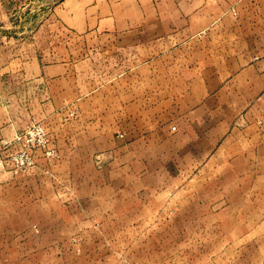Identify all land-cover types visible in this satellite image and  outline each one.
I'll return each mask as SVG.
<instances>
[{"label":"rangeland","instance_id":"374dc122","mask_svg":"<svg viewBox=\"0 0 264 264\" xmlns=\"http://www.w3.org/2000/svg\"><path fill=\"white\" fill-rule=\"evenodd\" d=\"M61 1L0 0V264H240L233 237L264 176L247 160L130 156L118 94L104 103L119 51L63 24ZM37 59L61 76L36 79ZM24 150L35 164L17 171Z\"/></svg>","mask_w":264,"mask_h":264},{"label":"crops","instance_id":"0c3cea01","mask_svg":"<svg viewBox=\"0 0 264 264\" xmlns=\"http://www.w3.org/2000/svg\"><path fill=\"white\" fill-rule=\"evenodd\" d=\"M56 15L104 38L111 57L119 51L104 103L118 94L110 111L120 114L130 156L247 160L252 176H264L256 170L264 160V0H62ZM32 64L36 79L62 74L58 65ZM6 109L0 128L11 122ZM176 153L183 156H168ZM247 206L254 210L240 216L235 260L264 264V200Z\"/></svg>","mask_w":264,"mask_h":264},{"label":"built area","instance_id":"2783aa9c","mask_svg":"<svg viewBox=\"0 0 264 264\" xmlns=\"http://www.w3.org/2000/svg\"><path fill=\"white\" fill-rule=\"evenodd\" d=\"M40 131H42L41 141L43 143H46L47 139L45 138L44 131L42 130V128L38 130V132ZM15 161H16L15 165H16L17 171L28 170L32 168L35 164V158L28 150H24L22 153L15 156Z\"/></svg>","mask_w":264,"mask_h":264}]
</instances>
